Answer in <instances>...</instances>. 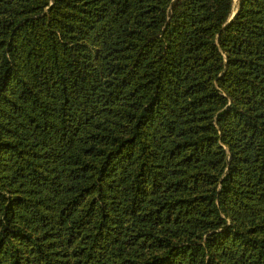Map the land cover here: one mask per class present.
Masks as SVG:
<instances>
[{"label": "trees", "instance_id": "1", "mask_svg": "<svg viewBox=\"0 0 264 264\" xmlns=\"http://www.w3.org/2000/svg\"><path fill=\"white\" fill-rule=\"evenodd\" d=\"M0 264H264V0H0Z\"/></svg>", "mask_w": 264, "mask_h": 264}, {"label": "rangeland", "instance_id": "2", "mask_svg": "<svg viewBox=\"0 0 264 264\" xmlns=\"http://www.w3.org/2000/svg\"><path fill=\"white\" fill-rule=\"evenodd\" d=\"M237 2V0H235V3Z\"/></svg>", "mask_w": 264, "mask_h": 264}]
</instances>
